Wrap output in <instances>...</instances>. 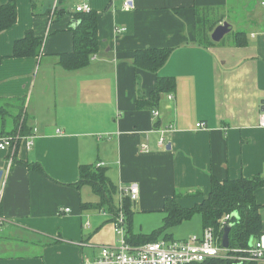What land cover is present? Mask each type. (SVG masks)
Masks as SVG:
<instances>
[{
    "label": "crops",
    "instance_id": "crops-1",
    "mask_svg": "<svg viewBox=\"0 0 264 264\" xmlns=\"http://www.w3.org/2000/svg\"><path fill=\"white\" fill-rule=\"evenodd\" d=\"M261 2L15 0L16 22L0 33V136L25 122L34 139L30 150L23 141L0 150V264H95L101 248L116 245L111 216L96 209L98 197L89 186H73L81 165L105 169L116 188L137 186L129 236L160 229L167 200L176 197L186 209L201 203L212 178L264 179ZM82 5L97 16L98 48L85 67L66 70L59 57L72 51ZM224 22L230 31L215 43L211 35ZM27 31L42 40L40 56L13 58ZM238 33L242 46L233 43ZM161 49L170 53L156 72L134 66L135 52ZM158 78L174 86L153 104ZM254 198L264 233V185ZM148 215L156 221L151 231L133 229L136 216L148 223ZM202 233L194 215L156 239ZM253 262L264 264V257Z\"/></svg>",
    "mask_w": 264,
    "mask_h": 264
},
{
    "label": "trees",
    "instance_id": "trees-1",
    "mask_svg": "<svg viewBox=\"0 0 264 264\" xmlns=\"http://www.w3.org/2000/svg\"><path fill=\"white\" fill-rule=\"evenodd\" d=\"M76 18L75 26L72 29V51L59 57V64L66 70H77L85 67L89 58L96 53L98 48L96 14L93 12L77 13ZM15 22V0H9L5 5H0V33L10 28ZM233 43L235 46L244 45V35L242 33L235 34ZM41 48L42 40L36 38L32 32L27 31L22 39L14 43L11 56L13 58H37L41 54ZM169 53L170 51L166 49L137 51L134 53L133 64L139 69L156 72L165 63ZM1 61L2 58L0 57ZM173 86L174 83L171 78H158L155 91L150 96L152 103L156 104L159 95L171 91ZM140 102L138 101V103ZM20 117L21 115L18 118ZM18 124L13 132L6 136L24 138L31 134L25 122ZM27 166L34 172L44 174L37 163L27 164ZM78 174V181L73 186L76 189L89 186L99 199L96 209H105L111 216L110 222L114 221L119 214L116 204L118 190L107 178L105 169L81 165ZM263 185L264 179L260 177L223 182L212 178L208 196L192 208L180 207L176 202V197L165 201L164 213L166 217L163 220V225L150 235L129 236L128 228L133 214V202L128 197H123L121 212L124 217L126 241L133 247L156 242L157 235L188 221L194 215H200L203 231L208 228L211 229L220 245L224 226L231 225L228 234V250H235L234 255L239 256L242 260L231 262L225 259L211 258L194 264H254L253 261L255 260L251 259L244 251L250 249V241L257 240L263 234L259 213L260 205L256 203L254 198V192ZM231 215H233L232 218L224 220L226 216ZM165 239H170V236L165 235Z\"/></svg>",
    "mask_w": 264,
    "mask_h": 264
},
{
    "label": "built area",
    "instance_id": "built-area-1",
    "mask_svg": "<svg viewBox=\"0 0 264 264\" xmlns=\"http://www.w3.org/2000/svg\"><path fill=\"white\" fill-rule=\"evenodd\" d=\"M264 7V2H261ZM127 7V5H126ZM90 7L87 5L79 6L75 9L77 13H90ZM171 96L168 99L171 100ZM153 117L157 119L159 113L153 112ZM258 125L264 128V113L259 116ZM196 128H202V124H197ZM166 130V129H164ZM160 130L158 146L163 148L165 145L164 133ZM60 134L59 131H57ZM34 134H30L24 138L18 136H0V150L6 151L16 142L23 141L26 150H30L33 144ZM145 148H143L144 150ZM117 207L119 214L112 221L114 233L116 235V245L106 246L100 249L99 255L95 260V264H194L204 262L211 258L225 259L231 262L242 260L239 256H235V250L229 251L223 249L211 229H205L201 236H193L188 240L163 242L156 241L146 243L141 246L133 247L129 245L125 238L124 217L121 212V201L123 197H128L131 202L138 199L139 191L137 186L130 185L117 188ZM68 212L69 210H65ZM226 216L224 220H228ZM251 259L260 260L264 257V233L251 243L250 249L245 250Z\"/></svg>",
    "mask_w": 264,
    "mask_h": 264
},
{
    "label": "water",
    "instance_id": "water-1",
    "mask_svg": "<svg viewBox=\"0 0 264 264\" xmlns=\"http://www.w3.org/2000/svg\"><path fill=\"white\" fill-rule=\"evenodd\" d=\"M230 31L229 24L227 22L222 23L221 25L217 26L211 35V40L215 43H218L222 40V38L228 34ZM2 176V172L0 171V179ZM233 215L229 216V219L232 218ZM231 229V225H225L223 228V235L221 239V247L223 249H228V234ZM252 241H250L251 246Z\"/></svg>",
    "mask_w": 264,
    "mask_h": 264
},
{
    "label": "rangeland",
    "instance_id": "rangeland-1",
    "mask_svg": "<svg viewBox=\"0 0 264 264\" xmlns=\"http://www.w3.org/2000/svg\"><path fill=\"white\" fill-rule=\"evenodd\" d=\"M258 5H259V2H258ZM240 14H241L240 16L244 15L241 12V10H240ZM228 20H230V23L233 24L235 27H239V23L238 22L233 21L231 18H228ZM228 23H229V21H228ZM144 219L147 220V221L148 220H150V221L148 223H143V222H141V219L136 216V218L133 221V226H134L133 229L139 230L142 227V229H144L145 231H151V230H147V229H148V227H150V224L154 225V223H156L155 217H152L151 215H148V217L143 218V221H145ZM152 221H153V223H152Z\"/></svg>",
    "mask_w": 264,
    "mask_h": 264
}]
</instances>
